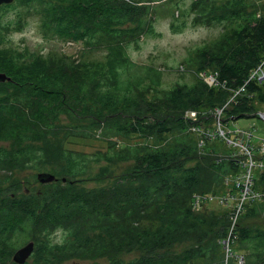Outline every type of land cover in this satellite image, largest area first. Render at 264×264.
<instances>
[{
  "label": "trees",
  "instance_id": "obj_1",
  "mask_svg": "<svg viewBox=\"0 0 264 264\" xmlns=\"http://www.w3.org/2000/svg\"><path fill=\"white\" fill-rule=\"evenodd\" d=\"M164 1L0 6L21 7L18 20L39 15L45 37L104 49L100 58L75 59L7 47L1 41L9 22L0 25V73L10 78L0 82V264H16L12 253L25 236L34 242L25 264H237L241 251L244 264H264V198L246 203L234 223L231 210L193 208L195 194L215 193L226 176L242 173L244 156L212 125L218 110L223 122L236 121L258 117L264 105V83L248 80L264 61V2L192 0L186 16L223 20L226 28L196 49L192 83L165 89L156 68L135 71L126 53L145 32L153 5ZM170 2L180 10L178 0ZM96 137L106 139L104 150L67 147L71 139ZM222 142L225 151L217 149ZM27 170L56 180L36 179L38 187L25 190L18 175ZM89 179L98 185L81 186ZM253 181L255 191L263 190L264 171ZM252 221L262 223L251 227ZM60 230L64 236L55 240Z\"/></svg>",
  "mask_w": 264,
  "mask_h": 264
},
{
  "label": "rangeland",
  "instance_id": "obj_2",
  "mask_svg": "<svg viewBox=\"0 0 264 264\" xmlns=\"http://www.w3.org/2000/svg\"><path fill=\"white\" fill-rule=\"evenodd\" d=\"M170 1L173 0H165L161 4L153 5V9L150 11L146 24L144 25L145 32H142L135 41H131L126 45V53L128 57L137 66L134 70L143 72L142 68L144 67L156 68L157 72H159V84L165 89H169L176 84L182 85L192 83L193 79L191 71L194 69L196 49L218 39L226 28V22L223 20L217 22H210L208 20L196 21L194 14L190 13L186 16L185 13H183V10L190 7L192 0H178L180 10L175 11L172 7L174 3H171ZM255 1L264 2V0H252L251 2ZM165 3H167V5H164ZM19 8L21 7H5L0 9V25H6V23L9 22V26H6L2 30V32H5V35L2 36L5 38L1 41L4 46L16 49L26 48L30 52L43 54H47L50 51H56L75 59H79V56L91 59L100 58L102 53H104V49L102 48L93 51L88 50L85 44L81 42H64L59 41L58 39H53L50 36H43L39 15L27 13L25 16H21L22 19L18 20ZM169 9L174 12L168 11ZM189 60L190 63L188 64ZM262 71L264 72V68H262ZM134 72L130 75L134 74ZM128 73L129 72L125 73L124 76H128ZM144 76H146L145 73L140 74V77ZM209 76L212 75L207 74V77ZM260 83H264V79ZM263 108L264 105L259 110L258 117H249L238 119L236 121H231L229 119L228 121L223 122L221 114H217L218 117L213 118L215 123L212 126L214 128L216 127L218 124L217 119L219 118L223 128L227 131L236 128L250 130L253 132L252 144L254 143L257 148L260 141L264 139V123L261 119ZM218 111H222V109ZM187 115L189 114L187 113ZM103 140L100 137H98V139L97 137L92 139L75 138L69 140L71 143L68 144L67 147L86 153H93L97 150H104L106 148V143ZM225 145L226 144L222 142V144L217 145V149L225 151ZM115 148L117 149V146H115ZM254 154H257V150L254 151ZM259 156L260 155H257V157ZM122 165V162L118 164V170ZM97 169L98 166L95 165L92 175L96 173ZM256 171L258 170H255L254 174ZM234 177L236 176H228V178ZM18 178L22 179L20 183L25 190L29 188L31 189L34 186L36 188L38 187V184L36 185L34 183L37 182V176H34V173L31 170L19 174ZM224 179L225 182H223V188L222 186L218 188L220 191L217 190L215 193L207 195L205 206L208 210H226L229 212L230 208H232L231 204L228 205V207L221 205V197L228 195L229 193L236 194L234 191L232 192V185L226 184L227 176ZM97 185L95 179H89L88 182L81 183V186L85 189ZM261 223L262 221H252L250 226L260 225ZM63 236L64 233L60 230L55 233L54 239L62 240ZM22 243L24 244H22L20 248L27 244L26 236L22 239ZM184 248L185 247H181L179 250H183ZM243 253L244 251H241L235 258L237 264H244V259L241 255ZM69 263L87 264L88 262L76 261V263Z\"/></svg>",
  "mask_w": 264,
  "mask_h": 264
},
{
  "label": "built area",
  "instance_id": "obj_3",
  "mask_svg": "<svg viewBox=\"0 0 264 264\" xmlns=\"http://www.w3.org/2000/svg\"><path fill=\"white\" fill-rule=\"evenodd\" d=\"M262 68H264V61L251 73L248 80L257 79L261 82L264 79V72L262 71ZM204 80L209 86H212L215 83V78L213 76H205ZM240 91H243V88L237 91L236 94H238ZM221 112L222 111H217V114L220 115ZM189 116L190 118H196V113L190 112ZM217 120L218 124L214 128V134L224 140L230 147L240 150V153L244 156V160L240 162L242 165V173L234 178L227 177L226 179V184H231L232 192L234 191L236 194L229 193L228 195L221 197L222 206L228 207V205H232L230 210L233 213L234 223L238 215L243 211L246 203L250 201H260L264 198V189L261 191H255L253 189L254 171H264V160L257 159L258 157L254 154V151L258 150V154L261 157L264 156V139L260 141L258 147L256 148L255 145L252 144V131L237 128L227 131L225 128H223L219 118ZM192 130L195 132H200L196 127H193ZM201 133L205 136L213 137V134L210 133V131H202ZM206 197L207 195L200 196L198 194L193 196V208L196 211L202 210L203 203L206 201ZM228 242V240L224 242L226 249L228 248Z\"/></svg>",
  "mask_w": 264,
  "mask_h": 264
},
{
  "label": "water",
  "instance_id": "obj_4",
  "mask_svg": "<svg viewBox=\"0 0 264 264\" xmlns=\"http://www.w3.org/2000/svg\"><path fill=\"white\" fill-rule=\"evenodd\" d=\"M13 1L14 0H0V6L9 5ZM9 79L10 78H7V76L4 73H0V82H5ZM261 119L263 120L264 123V108ZM37 179L41 184H48L54 182L56 180V177L49 173H39L37 174ZM63 182H65L64 179ZM33 250H34V242L33 241L28 242L26 245L22 246L21 248L15 251L12 258L13 262L16 264H25L32 255Z\"/></svg>",
  "mask_w": 264,
  "mask_h": 264
}]
</instances>
